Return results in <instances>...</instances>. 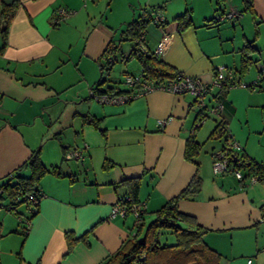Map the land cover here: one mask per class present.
Masks as SVG:
<instances>
[{
  "label": "crops",
  "instance_id": "1",
  "mask_svg": "<svg viewBox=\"0 0 264 264\" xmlns=\"http://www.w3.org/2000/svg\"><path fill=\"white\" fill-rule=\"evenodd\" d=\"M19 1L3 48L0 36V179L36 150L60 174L49 172L40 179L41 198L29 221L26 202L8 210L3 200L0 264H98L138 223L131 213L110 216L127 191L122 180L140 177L138 199L145 205V218L177 195L196 172L202 178L200 192L179 199L177 209L207 229L203 240L220 254L218 264H264V182L240 186L232 173L211 170L214 152L227 140L240 145L239 155L264 160L254 156L248 139L232 127L236 108L230 89L209 91L207 103L218 99L222 108L196 127L202 107L190 93L154 89L124 104H102L90 95L101 75L106 44L118 43L124 25L149 6H161L165 23L149 22L144 43L155 53L166 36L156 53L163 62L204 81L214 77L217 65L235 70L240 79L248 76L253 63L264 65V0H250V6L245 0ZM58 8L73 12L55 22ZM230 10L239 14L220 22L213 19ZM185 11L192 23L180 29L176 17ZM126 42L119 44L118 61L132 47L124 50ZM248 43L252 48L244 50ZM245 58L251 63L240 73ZM115 62L105 77L124 89L123 76L140 73L141 67L136 61L112 78ZM83 115L99 119L100 128L84 122ZM60 119L63 126L73 127L72 136L56 124ZM218 121L224 122V136L214 132ZM190 136L201 149L211 148L209 154L200 149L198 164L185 157ZM70 147L82 149L83 158H67ZM105 160L112 166L104 169ZM20 206H25V215L18 214ZM67 231L85 234L86 241L69 250Z\"/></svg>",
  "mask_w": 264,
  "mask_h": 264
},
{
  "label": "trees",
  "instance_id": "2",
  "mask_svg": "<svg viewBox=\"0 0 264 264\" xmlns=\"http://www.w3.org/2000/svg\"><path fill=\"white\" fill-rule=\"evenodd\" d=\"M245 3L246 6H250V0H245ZM19 6V0H11L9 2L2 1L0 4V36L2 37V48L6 45L9 24ZM158 12L163 16L161 6L142 7L138 15L126 23L124 28L120 31L118 43H114L113 40H110L106 44L101 54V58L104 60V63L100 65L101 75L91 86L92 91L99 94L107 93L109 95L127 92L132 89L125 84V77L128 75H141L143 79L153 80L156 85L166 83L167 80L179 77L181 74L180 71L159 59L155 53L146 48L144 43V29L149 22L159 26L165 23L164 16L161 21L154 22V15ZM220 12H218L217 15ZM217 15H215L213 19H215L216 22L223 21L219 20ZM176 21L180 29L189 26L192 23L189 11H185L178 15ZM122 41L132 42V47L126 55L123 56L119 54L121 56L119 60L128 61L131 58H135L141 67L140 73H126L123 76L122 83L125 86L124 89L120 88L117 84L112 85L108 83V78L103 76V70L108 72L112 64L118 60L116 53ZM140 44L143 45V48L140 47ZM245 48H252V45L248 43L245 45L244 50ZM242 55L246 56L247 52H243ZM250 60L251 59L247 60L246 58L243 60L241 70H239L240 73L251 63ZM253 83L258 84L259 81ZM226 89H228V87L220 88V92L223 93ZM216 102L220 101L217 99ZM201 110L199 116L202 114L205 116L211 114L204 112V108H201ZM82 120L100 128L99 119L95 118L93 115H83ZM214 132L217 133L218 137L224 136L226 134L224 122L218 121ZM225 145L224 143L221 148L223 149ZM200 149V142H197L191 136L186 139L185 157L188 160L198 164L197 156ZM227 155L228 167L226 173H231L233 168L237 165L236 162L239 160L240 164L237 165V167L243 171L244 175L251 173L257 174L259 181L264 182V160L256 161L247 157L245 154L239 155L238 152L231 150L227 151ZM235 156H237V158L234 160ZM110 166H112V163L107 160L103 162L104 169ZM24 171H28V173L25 174ZM49 172H53L57 175L60 174L59 167L46 166L40 158L39 150H36L5 178L0 179V188L3 189L2 199L7 201L6 208L8 210H14L16 206L20 205L22 202H26L31 210L28 221L31 220L37 211L38 201L41 198L38 187L39 181ZM121 183L126 186L127 191L118 201L126 205L139 202L138 190L141 184L140 177L125 178ZM201 185L202 178L196 172L177 195L168 199L161 207L154 211V216L149 221H145L143 212L138 223L134 226L133 233L124 239L114 252L109 253L98 264H218L220 254L203 240V235L207 229L199 225L192 215L182 213L177 209L178 200L196 197L201 190ZM126 195L129 196L128 200L124 199ZM165 229L170 230L173 234V242H160V232ZM65 239L69 250L72 249L77 241H86L85 234L75 236L71 231L65 232Z\"/></svg>",
  "mask_w": 264,
  "mask_h": 264
},
{
  "label": "built area",
  "instance_id": "3",
  "mask_svg": "<svg viewBox=\"0 0 264 264\" xmlns=\"http://www.w3.org/2000/svg\"><path fill=\"white\" fill-rule=\"evenodd\" d=\"M143 11V9H142ZM73 11L66 8H58L57 17L54 19L55 22H58L60 18L66 17L70 15ZM239 13L230 10L228 12H220L217 15L219 20H224L226 18H232L238 15ZM163 16L160 12L154 15V22L161 21ZM167 37L164 36L160 42L158 43L157 48L155 49V54L158 53L166 41ZM140 47L143 48V45L140 44ZM259 71L261 72V77H264V65L259 64ZM234 71L228 70L224 66H217L214 68V77L210 81H204L197 76H190L181 73L178 78L167 80L166 83L162 84H154L153 80L143 79L141 75H128L125 77V84L132 88L127 92L109 95L107 93H96L90 90V95L99 103L102 104H124L129 102L137 97L143 96L146 93L154 90V89H163L168 90L173 93L183 94L190 93L194 97L195 103L204 108V112L206 113H216L219 109L222 108V104L220 102H216L213 105H208L205 103V97L209 93L211 89L216 88H224L231 87L234 80ZM256 83V81H254ZM244 86V85H243ZM206 116L204 114L200 115L194 127L199 126L204 120ZM160 123H163L164 120H160ZM193 132V131H192ZM240 145L234 140H227L225 147L222 149H218L214 152V159L211 164V170L213 174H222L226 173L228 167V155L227 151L231 150L237 152L240 150ZM67 158H77L82 159V149L77 147H70L66 151ZM237 165L240 164L238 160L236 162ZM234 167L231 171L232 175L238 181L240 186H245L247 184H253L259 181V177L257 174L251 173L244 175L243 171L238 167ZM3 189L0 188V207L3 206ZM32 198V197H29ZM124 199L128 200L129 196H124ZM145 210V205L143 202L132 203L130 205L122 204L121 202H117L110 212V216L121 215L125 216L127 213H131L134 216L135 223H137ZM248 262L251 259H247Z\"/></svg>",
  "mask_w": 264,
  "mask_h": 264
},
{
  "label": "rangeland",
  "instance_id": "4",
  "mask_svg": "<svg viewBox=\"0 0 264 264\" xmlns=\"http://www.w3.org/2000/svg\"><path fill=\"white\" fill-rule=\"evenodd\" d=\"M243 14L244 13L241 12V15ZM131 45L132 42H126V44L123 45V49L127 50L128 46ZM136 61L135 58H131L128 61L117 60L109 72L110 76L112 78L122 76V68L133 67L134 64H137ZM255 64L256 63H253L250 67L248 76L246 75L245 77H242V79L238 78L236 71L232 69L234 71L235 82L228 89H230V96L233 99L230 98L233 100L236 108L231 122L232 127L234 126L241 132V134H243L244 138L248 139L247 145L249 149L253 151L254 156L257 159H262L264 158V78H258L260 71L257 66L258 63ZM106 72L107 71L105 70L103 71V76L107 75ZM252 75L254 76L250 77ZM248 77L250 79H246ZM254 81H259V83L254 84ZM206 100L207 98L205 99V103L210 105ZM55 121H57V119ZM56 124L61 126V130L65 131L66 135L72 136L73 127H70L67 124L63 126L62 119ZM210 150L211 148L209 146L201 149V151H205V154H209ZM4 210L6 209L4 208ZM17 211L20 216L25 215V206H20ZM153 216L154 212L148 211L145 221H149ZM159 240L161 243H171L174 241V236L170 230L165 229L160 232Z\"/></svg>",
  "mask_w": 264,
  "mask_h": 264
},
{
  "label": "water",
  "instance_id": "5",
  "mask_svg": "<svg viewBox=\"0 0 264 264\" xmlns=\"http://www.w3.org/2000/svg\"><path fill=\"white\" fill-rule=\"evenodd\" d=\"M237 158V156L234 157V160Z\"/></svg>",
  "mask_w": 264,
  "mask_h": 264
}]
</instances>
